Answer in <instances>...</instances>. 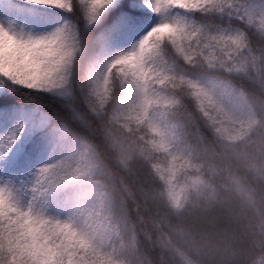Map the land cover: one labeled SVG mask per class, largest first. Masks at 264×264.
Listing matches in <instances>:
<instances>
[{"label": "snow or ice", "instance_id": "snow-or-ice-1", "mask_svg": "<svg viewBox=\"0 0 264 264\" xmlns=\"http://www.w3.org/2000/svg\"><path fill=\"white\" fill-rule=\"evenodd\" d=\"M43 14L64 22L27 30ZM178 108L225 134L240 124L264 160V0H0V264H206L177 226L153 239L165 225L101 150L140 161L178 208ZM45 150L56 158L17 185ZM214 264H264V219Z\"/></svg>", "mask_w": 264, "mask_h": 264}, {"label": "trees", "instance_id": "trees-1", "mask_svg": "<svg viewBox=\"0 0 264 264\" xmlns=\"http://www.w3.org/2000/svg\"><path fill=\"white\" fill-rule=\"evenodd\" d=\"M59 14H43V22L34 31L51 30L50 22L55 20ZM60 17V16H59ZM155 20L152 21L154 23ZM131 48L128 44L123 49ZM113 50L109 49L104 53V58H110ZM20 99L25 103H48L46 98L38 97L35 94H28L27 91L20 94ZM264 117V109H259ZM172 126L179 134L174 147L178 153L177 164L179 171L172 181V196L179 201V207L174 208L167 198V189H162L155 177L138 160L129 162L128 169L118 167L112 157L111 152L101 140V150L108 154V163L114 170L115 179L118 182L121 178L136 191L137 199L143 206L152 210L153 219L160 221L165 227L161 230H153L155 240L160 232H167L169 223L183 230L185 238L189 235L183 223L177 220L182 218V208L190 200L198 197L199 193L207 191L217 194L219 206L223 208V215L219 213L220 219L207 229V235L212 239L205 241L204 248L199 247L195 239L193 246H198L206 264H214L221 255L224 241L241 243L246 234L253 230H258L260 222L264 219V160L253 155L252 145L248 143L249 136L254 133L249 132L248 136L234 139L238 136L237 130L240 124L231 125L227 134L222 133L213 126L206 124L202 120L193 121L188 114V110L178 108L171 118ZM24 137L19 145L26 147ZM56 158V154L48 155L44 162H51ZM44 162H36L35 157L27 163L18 175L15 183L20 181L30 183L37 165ZM165 192L161 197L160 192ZM50 211H55L50 207ZM158 214V215H157ZM217 215V214H216ZM205 231V230H204ZM165 264H179L170 253L164 254ZM201 264V262H198Z\"/></svg>", "mask_w": 264, "mask_h": 264}, {"label": "rangeland", "instance_id": "rangeland-1", "mask_svg": "<svg viewBox=\"0 0 264 264\" xmlns=\"http://www.w3.org/2000/svg\"><path fill=\"white\" fill-rule=\"evenodd\" d=\"M63 23V18L61 20ZM40 26H36V30H38ZM32 30V29H27ZM132 40L130 44L135 43L137 38ZM51 150L41 151L35 156L36 162H44L49 154H51ZM223 211V208L219 206L217 200V194L213 192L207 191L203 194L199 193L198 197L193 199L192 201H188L184 207L182 208V218L179 216L177 220L180 223H183L185 227L188 226L189 230L187 233L189 235L187 240L190 242L193 248H197L198 246H193L195 244V239L198 241L199 247L204 248L205 241L209 242L208 239H212V236L207 235V229L210 226L214 225V228L217 224V221L221 218L219 213ZM221 211V216L223 212ZM217 214V215H216ZM214 222L216 224H214ZM218 225V224H217ZM205 230V231H204Z\"/></svg>", "mask_w": 264, "mask_h": 264}]
</instances>
